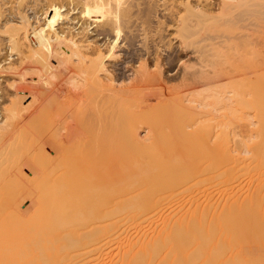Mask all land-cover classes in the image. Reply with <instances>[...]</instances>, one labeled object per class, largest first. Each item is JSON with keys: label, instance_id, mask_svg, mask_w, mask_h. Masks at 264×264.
Wrapping results in <instances>:
<instances>
[{"label": "bare ground", "instance_id": "bare-ground-1", "mask_svg": "<svg viewBox=\"0 0 264 264\" xmlns=\"http://www.w3.org/2000/svg\"><path fill=\"white\" fill-rule=\"evenodd\" d=\"M0 76V264H264V0H0Z\"/></svg>", "mask_w": 264, "mask_h": 264}, {"label": "rangeland", "instance_id": "rangeland-1", "mask_svg": "<svg viewBox=\"0 0 264 264\" xmlns=\"http://www.w3.org/2000/svg\"><path fill=\"white\" fill-rule=\"evenodd\" d=\"M169 32H173V31H169ZM172 42H174L173 44H175L176 43V41H172ZM178 56L176 57V59H175V61H174V63L172 64V65H174L173 67L171 66V68H166V71H170L171 70V72L169 73V75H174L175 74V72H177V70H176V68H178L177 66H180L179 65V61L178 60H180L181 58L183 59V61H186L187 60V58H186V56L185 55H182V53L180 54V53H178L177 54ZM182 55V56H181ZM180 58V59H179ZM186 59V60H185ZM177 60V61H176ZM178 64V65H177ZM176 66V67H175ZM170 69V70H169ZM12 78L11 77H3V76H0V112L2 111V107L4 106V104H6V103H9V100L12 98V94H13V92L11 91L12 89L9 87L10 86V84H11V82H12ZM11 89V90H10ZM1 119V118H0ZM45 148V147H44ZM40 173V172H39ZM36 174H34V176H35ZM39 174H37L36 176H38ZM39 177V176H38ZM30 178H31V180H32V178H33V175H32V177L30 176ZM37 178V177H36ZM34 179H35V177H34ZM36 180V179H35ZM34 181V180H33ZM38 181V180H37ZM4 188H6V187H4ZM3 190H5V189H3ZM8 190V189H7ZM7 190H6V194L8 193L7 192ZM10 191H11V189H9ZM8 190V191H9ZM9 191V192H10ZM3 193V192H2ZM5 194V193H4ZM3 194V195H4ZM11 193H9V195H10ZM8 195V194H7ZM6 195V197H8Z\"/></svg>", "mask_w": 264, "mask_h": 264}]
</instances>
